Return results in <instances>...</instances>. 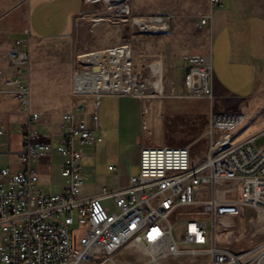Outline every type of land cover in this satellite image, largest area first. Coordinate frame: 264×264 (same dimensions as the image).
<instances>
[{"label":"built area","instance_id":"built-area-1","mask_svg":"<svg viewBox=\"0 0 264 264\" xmlns=\"http://www.w3.org/2000/svg\"><path fill=\"white\" fill-rule=\"evenodd\" d=\"M209 1L210 12L201 17V27L211 24L213 13L224 7L222 0ZM111 11L114 16H106ZM94 17L93 27L108 21H128L134 32L143 35L168 32L171 22V16H132L129 0L113 4L105 1V11ZM30 35L27 29L8 50L11 75L0 68V100L10 97L25 116L20 165L0 167V264H119L116 254L130 247L141 248L149 256L146 261L132 264L180 255L204 256L208 264H264V241L242 252L217 242L218 217L239 214L248 207L260 214L257 233L264 236V144L257 143L264 131L235 142L230 132L246 115L212 111L209 151L203 163L192 165L189 146H144L139 172L130 177L127 187L81 196V147L102 140L97 117L92 126L88 125L78 115L84 107L76 105L62 113L58 139L43 136L36 129L41 118L32 109ZM122 49H126L132 69V46L127 43L76 56L73 94L92 95L96 102L105 94L139 98L165 95L164 89L160 93L152 82L159 76L152 67L156 61L149 64L144 81L139 82V76L131 74L128 88H111L113 82L122 79V60L118 56ZM98 52L103 58L97 62L92 55L97 57ZM106 78L107 88L100 87V81ZM212 82V54L190 55L183 65L182 92L172 89L174 92L166 95L213 102ZM5 133L0 125V157L5 153ZM54 153L63 157L60 174L65 185L61 192L48 193L40 187L35 164ZM220 185L223 189H218ZM206 187L212 188L208 202L212 229L207 219L194 215L173 221V216L184 208L199 203L198 196ZM238 192V197H227ZM105 200L110 204L105 205Z\"/></svg>","mask_w":264,"mask_h":264},{"label":"rangeland","instance_id":"rangeland-1","mask_svg":"<svg viewBox=\"0 0 264 264\" xmlns=\"http://www.w3.org/2000/svg\"><path fill=\"white\" fill-rule=\"evenodd\" d=\"M68 1L0 0V68L5 69L10 65L7 56L9 48L16 39L25 34L27 29H30L32 109L40 115L41 119L35 127L43 136H55L52 131L61 129L60 113L69 110L78 102L72 92L75 57L103 49L108 43L131 44L133 62L131 70L134 76H139V82L147 77L149 64L156 61L153 64L158 65L159 68L158 90L162 92L164 89L165 94L163 96L156 94L164 100L165 141L163 144L189 146L193 166L207 159L210 145L208 130L212 111L246 115L245 119L230 132L235 142L246 140L264 131V85L261 84L264 82V72L258 73V79L254 85L250 82L249 86L241 88L236 86L237 80H233L232 77L237 73L243 74L244 86L245 82H248L247 72H222L216 66V62L212 61L213 78L216 74L218 76L220 74V80L225 85L240 91L249 89L248 92L240 97L214 99L213 102L166 95L174 91L182 92L183 74L175 63L177 57L205 54L210 51L213 53L216 48L217 41L214 35H205L200 30V20L198 23H194V19L191 18L188 22L179 21L177 16L175 21L170 22L168 32L144 35L134 32L128 21H108L106 24L93 27L94 19L81 18L77 24L73 25L69 23L71 8ZM101 4L102 9L105 8V1L101 0ZM153 8V6H145L142 11L148 13ZM113 11L106 16H114ZM97 54V57H95L96 54L92 55V60L96 58L98 62L103 57H100L99 52ZM5 98L9 102V111L4 113L5 117L10 119L19 111L10 97H2L1 100ZM84 99L81 101L86 104ZM88 105L90 107V102ZM95 109L97 115L98 107L96 106ZM10 138L12 148L18 146V126L12 130ZM257 143L264 144V135L258 138ZM8 160V154L0 157V166L6 164ZM81 163L85 174L87 172L85 160L82 159ZM62 181L61 175L53 177L51 184L46 187L48 193ZM86 182H90V179L87 178ZM220 188L223 189V185L218 187ZM218 194L220 195L219 192ZM239 195L238 192L227 197L235 198ZM211 196L212 188H203L198 196L199 203L193 207L184 208V211L173 216V221H177L183 215H194L207 219L209 228L212 229L211 206L208 203ZM220 196L225 197V195ZM103 203L107 205L110 201L105 200ZM259 219L260 214L249 207L240 211L239 214L219 216L217 242L229 246L234 252H242L260 244L264 241V236L257 233ZM75 220L77 222L76 217ZM243 233L246 236L242 238ZM237 236L241 238L237 240ZM148 258L145 250L136 247L125 248L115 256L119 264H132L146 261ZM147 264H208V262L204 256L180 255L160 258Z\"/></svg>","mask_w":264,"mask_h":264},{"label":"crops","instance_id":"crops-1","mask_svg":"<svg viewBox=\"0 0 264 264\" xmlns=\"http://www.w3.org/2000/svg\"><path fill=\"white\" fill-rule=\"evenodd\" d=\"M222 1L224 7L213 13L211 24L200 26L202 33L208 36L214 35V39L217 41L214 52L207 53L212 54V61L216 62V66L222 72L248 73V82H245L244 86L243 74L233 75L235 78L232 77V79L237 80V87H247L250 82L254 85L258 79V73L264 72V0ZM68 5L71 8L69 23L71 22L73 25L77 24L81 18L92 20L95 18V14L105 11V8L102 9L101 0H83L82 2L81 0H69ZM129 5L134 17L161 15L171 16V21H175L174 19L178 16L179 21L188 22L191 18L194 19V23H198L202 16L210 12L209 0H129ZM145 6L154 8L150 9L151 11L148 13H144L142 10ZM115 45L108 43L106 46ZM125 51V49L120 50L118 56ZM175 63L183 74L185 57H177ZM3 70L7 75L12 73L10 65ZM220 76V74L219 76L216 74L212 82L215 99L240 97L248 92L249 89L240 91V89L230 88L220 80ZM261 84L264 85V82ZM75 97L78 102L72 108L76 105L83 106V111L78 114L79 118L85 120L90 126L93 125V118L96 115L95 107H98L96 117L98 116L99 134L102 136L100 142L81 147L82 159L85 160L87 168V172L83 173L84 185L81 196L90 197L100 195L106 190L127 187L130 177L139 172L141 149L144 146L164 145L163 98L160 96L139 98L123 94H105L101 95L96 102L92 95ZM84 98L89 99L85 100ZM82 99L84 102L86 101V104L81 101ZM13 103L15 106V101ZM8 106L7 98L0 100V125L6 130L3 139L5 152L3 155H9L8 162L0 167L11 165L13 168H17L20 165L19 153L22 150V126L25 116L16 112L12 118H6L5 113L9 111ZM62 113H60V117ZM17 126L19 127L18 146L12 148L10 137L12 130H15ZM56 131H52L55 136L50 135L49 137L54 140L58 139L61 129ZM62 161L63 157L54 153L35 164L39 172L40 187L44 192H48L46 187L51 184L53 177L61 175ZM87 178L90 179L88 183L86 182ZM64 185L63 177V181L49 193L61 192Z\"/></svg>","mask_w":264,"mask_h":264},{"label":"bare ground","instance_id":"bare-ground-1","mask_svg":"<svg viewBox=\"0 0 264 264\" xmlns=\"http://www.w3.org/2000/svg\"><path fill=\"white\" fill-rule=\"evenodd\" d=\"M105 1L109 4H113L114 2H116L118 0H115V1L105 0ZM119 58H120V60H122V69L120 70V74L122 75V79H121L120 83H114L113 82V84L111 86V88L118 90V91L128 88L127 83L130 80V76L132 74L131 67H129V65H128L127 51H125L122 55H120ZM152 67H153L154 71L158 72V74H159L158 65L153 64ZM107 81H108V78H106V80H103L102 82L100 81V87L107 88ZM152 82H153L154 87L158 90L159 76L157 77V79H155Z\"/></svg>","mask_w":264,"mask_h":264}]
</instances>
